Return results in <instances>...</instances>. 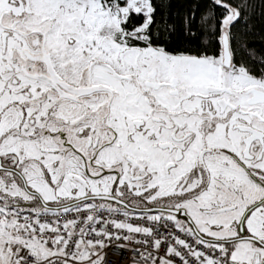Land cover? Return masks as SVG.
<instances>
[{"label":"snow or ice","instance_id":"6c2138e0","mask_svg":"<svg viewBox=\"0 0 264 264\" xmlns=\"http://www.w3.org/2000/svg\"><path fill=\"white\" fill-rule=\"evenodd\" d=\"M264 264V0H0V264Z\"/></svg>","mask_w":264,"mask_h":264},{"label":"built area","instance_id":"2783aa9c","mask_svg":"<svg viewBox=\"0 0 264 264\" xmlns=\"http://www.w3.org/2000/svg\"><path fill=\"white\" fill-rule=\"evenodd\" d=\"M114 254H110L108 258V264H126L127 257L125 255L124 259H119L118 253L112 250Z\"/></svg>","mask_w":264,"mask_h":264}]
</instances>
